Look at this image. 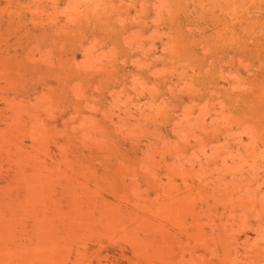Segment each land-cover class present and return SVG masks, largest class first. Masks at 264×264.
Instances as JSON below:
<instances>
[{"label":"rangeland","instance_id":"374dc122","mask_svg":"<svg viewBox=\"0 0 264 264\" xmlns=\"http://www.w3.org/2000/svg\"><path fill=\"white\" fill-rule=\"evenodd\" d=\"M0 264H264V0H0Z\"/></svg>","mask_w":264,"mask_h":264}]
</instances>
